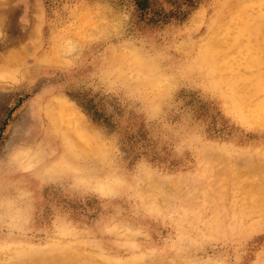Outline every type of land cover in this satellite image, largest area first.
<instances>
[{"label":"rangeland","instance_id":"374dc122","mask_svg":"<svg viewBox=\"0 0 264 264\" xmlns=\"http://www.w3.org/2000/svg\"><path fill=\"white\" fill-rule=\"evenodd\" d=\"M263 54L264 0H0V264H264Z\"/></svg>","mask_w":264,"mask_h":264},{"label":"bare ground","instance_id":"6f19581e","mask_svg":"<svg viewBox=\"0 0 264 264\" xmlns=\"http://www.w3.org/2000/svg\"><path fill=\"white\" fill-rule=\"evenodd\" d=\"M256 1V0H255ZM244 4V3H243ZM245 21V20H244ZM246 22V21H245ZM226 28V27H225ZM224 30V29H223ZM219 35V34H218ZM222 36H220V37H225V36H223V34H221ZM245 35H247V34H245ZM242 39V38H241ZM71 41V40H70ZM249 42L251 43V40H249ZM74 43V42H73ZM72 43V44H73ZM231 44V43H230ZM242 45V44H241ZM220 46H218V48H219ZM237 50V49H236ZM252 51L254 52V50L252 49ZM234 52V51H233ZM236 52V51H235ZM237 53V52H236ZM229 54V53H228ZM251 54V53H250ZM247 55V58H246V62H248L249 64H250V61L252 60V59H254L253 58V56L251 57H248L249 55L248 54H246ZM255 55V54H254ZM264 55V54H263ZM208 56V55H207ZM239 56V55H238ZM256 56H257V54H256ZM242 59V58H241ZM255 60V59H254ZM258 62H259V65L261 64V61L260 60H258ZM262 69V68H261ZM260 70V69H259ZM238 81V80H237ZM240 85V84H239ZM234 91V90H233ZM236 91V90H235ZM234 91V92H235ZM235 106V105H234ZM245 111V110H244ZM254 113H257V114H254ZM254 115L255 116H259L261 119H264V103H261V104H259L258 106H256L255 107V109H254ZM65 117H66V115H65ZM245 117V116H244ZM86 143V142H85ZM87 146V145H86ZM22 251V250H21Z\"/></svg>","mask_w":264,"mask_h":264}]
</instances>
